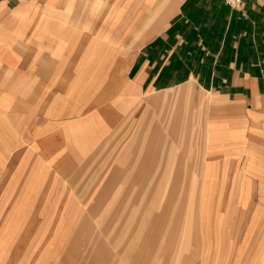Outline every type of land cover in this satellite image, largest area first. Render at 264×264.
<instances>
[{
	"label": "crops",
	"instance_id": "crops-1",
	"mask_svg": "<svg viewBox=\"0 0 264 264\" xmlns=\"http://www.w3.org/2000/svg\"><path fill=\"white\" fill-rule=\"evenodd\" d=\"M167 125L200 144L190 264H264V0H0V264H149L53 193Z\"/></svg>",
	"mask_w": 264,
	"mask_h": 264
},
{
	"label": "rangeland",
	"instance_id": "rangeland-1",
	"mask_svg": "<svg viewBox=\"0 0 264 264\" xmlns=\"http://www.w3.org/2000/svg\"><path fill=\"white\" fill-rule=\"evenodd\" d=\"M164 133L156 143L139 133L129 135L119 142L114 160L108 139L91 157L71 160V173L62 178L71 183L70 191L58 187L53 193L72 202L87 199V207L72 209L89 210L86 230H101L104 245L119 253L120 262L134 248L136 261L180 264L182 258L190 264L198 237L200 144L189 127L167 125ZM76 224L72 221L70 230ZM90 243L91 236L81 238V246Z\"/></svg>",
	"mask_w": 264,
	"mask_h": 264
},
{
	"label": "built area",
	"instance_id": "built-area-1",
	"mask_svg": "<svg viewBox=\"0 0 264 264\" xmlns=\"http://www.w3.org/2000/svg\"><path fill=\"white\" fill-rule=\"evenodd\" d=\"M225 2L234 9H239L243 6L245 0H225Z\"/></svg>",
	"mask_w": 264,
	"mask_h": 264
},
{
	"label": "bare ground",
	"instance_id": "bare-ground-1",
	"mask_svg": "<svg viewBox=\"0 0 264 264\" xmlns=\"http://www.w3.org/2000/svg\"><path fill=\"white\" fill-rule=\"evenodd\" d=\"M79 141H81V139L79 140ZM81 143V142H80ZM229 179V178H228ZM229 182V181H228Z\"/></svg>",
	"mask_w": 264,
	"mask_h": 264
}]
</instances>
